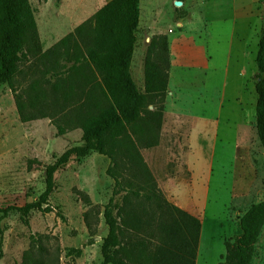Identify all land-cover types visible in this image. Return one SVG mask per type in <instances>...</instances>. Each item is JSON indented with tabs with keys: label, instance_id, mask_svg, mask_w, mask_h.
Segmentation results:
<instances>
[{
	"label": "rangeland",
	"instance_id": "1",
	"mask_svg": "<svg viewBox=\"0 0 264 264\" xmlns=\"http://www.w3.org/2000/svg\"><path fill=\"white\" fill-rule=\"evenodd\" d=\"M28 1L41 51L68 37V52L56 61L59 65L66 62L65 68L74 64L75 70L53 76L47 70V61L53 60H40L33 52L27 55L12 82L23 115L34 117L28 122L19 120L8 86H0L1 209L35 202L45 187V167L66 149L82 144L77 113L89 110L81 105L85 99L90 103L93 95L89 83L99 81L89 73L86 44L95 12L110 0ZM176 1L139 0L129 72L143 93L147 47L154 36L166 38L169 70L156 145L162 134L181 139L191 123L187 133L191 150L185 159L191 175L177 194L193 200L201 214L194 264H223L224 242L240 233L239 217L250 205L264 200V153L254 124L255 55L264 23V0H181L175 6ZM61 81L64 84L53 92L51 85ZM159 106L156 98L148 99L141 115L147 117ZM174 114L184 122L171 120ZM240 122L244 125L243 144L236 128ZM153 125L144 121L146 135L139 140L128 131L127 138L114 141L119 166L123 160L112 171L120 183L112 203L114 215L118 209L145 210L144 220L156 215L154 203L149 205L131 194L143 187L144 179L138 166L123 158L130 142L165 200L164 193L173 189L167 178L180 175L172 156L161 160L160 154H143L142 145L154 135ZM167 146L176 152L174 142ZM108 167V157L96 152L74 158L53 175L54 187L48 197L51 212L32 211L23 216L11 210L5 217L0 214V264H100L101 244L107 234L103 210L114 189ZM146 233L135 235L121 226L120 244ZM250 264H264V225Z\"/></svg>",
	"mask_w": 264,
	"mask_h": 264
},
{
	"label": "trees",
	"instance_id": "2",
	"mask_svg": "<svg viewBox=\"0 0 264 264\" xmlns=\"http://www.w3.org/2000/svg\"><path fill=\"white\" fill-rule=\"evenodd\" d=\"M139 14V0H110L95 12L94 26L86 44L85 60L90 75L92 78L99 77V81L92 80L89 83L93 95L90 103H86L85 99L81 105L89 110H78L77 113L82 144L66 149L52 164L45 167V187L35 202L22 207L0 208V214L5 217L11 210H18L23 216L32 211L51 212L48 197L54 187V173L72 159L96 152L108 157L111 167H108L106 172L114 180L112 195L103 210L107 234L101 244L100 264H194L201 229L200 221L162 197L131 142L123 158L130 164L137 165L141 178L144 179L140 184L143 187H139L141 194L139 191H132L131 194L136 199L142 197L149 205L154 203L156 215L151 220V215L144 220L145 210L136 213L118 209L115 215L113 214V198L117 192L116 187L120 184L112 172L119 166L114 141L127 138L128 131L133 136H139V140L146 135L144 121H150L154 123V135L142 147L156 146L162 119L161 105L167 88L169 59L164 36L152 37L147 47L143 93L137 90L130 75L134 33L139 23ZM67 40L68 37L62 38L54 47L42 52L29 1L0 0V86L6 84L13 94L21 122L34 120V117L23 115L19 96L13 86L12 81L18 72L19 64L33 52L40 60H53L47 61V70L52 72L53 76L61 72L70 74L75 70L74 64L65 68L66 62L59 65L56 61V58L67 54ZM72 54L76 52L73 51ZM255 67V131L264 153V23L258 36ZM58 82L51 85L53 92L64 84V81L59 84ZM154 98L160 106L154 112H148L147 117H143L141 112L146 101ZM122 164L123 160L120 166ZM124 213L128 214L129 218L125 219ZM238 225L240 233L232 241L224 242L223 264L251 263L254 245L264 225V200L250 205L239 217ZM121 226L128 228L135 235L144 231L147 233L143 238L136 240L128 237L121 245Z\"/></svg>",
	"mask_w": 264,
	"mask_h": 264
},
{
	"label": "crops",
	"instance_id": "3",
	"mask_svg": "<svg viewBox=\"0 0 264 264\" xmlns=\"http://www.w3.org/2000/svg\"><path fill=\"white\" fill-rule=\"evenodd\" d=\"M164 118H166V115H164ZM170 119L171 120L175 119L176 122H180L181 120H183L182 117H180L178 114H174L173 116H171ZM183 122H184V120H183ZM254 124H255V122H254ZM190 125H191V123L189 124V127H191ZM189 127L185 128V130H183L184 136H182L181 139L179 137L173 139L171 136H167L166 138H164L163 134H162L160 141L158 143L159 145L153 146L151 148H145L146 150H144L143 154H146V156H153L154 155L155 157H158L157 155L160 154L159 157L161 160L163 158H169L170 156H172V158L176 159L177 163L175 165V167H176L175 171L179 172L180 175L175 176L174 179L167 178L168 179L167 185H169V186L173 185V187H172L173 189L172 190L168 189L166 191V194L164 193V195H165L166 200L168 202H170L171 204H173L174 206H176L180 210L186 212L190 216H193L199 220V216L201 214H200V210H199L198 205L193 200H191V199L185 200L179 194H177L178 187L181 184L186 185V183L189 182L190 175H191V167H190L189 163H187L185 160L188 156V153L191 150L189 147V142H188V137H187ZM236 128H237L238 138L240 139L241 143L243 144V142H244V125L242 124V122H240ZM215 140H216V135L213 136V140H212L213 148H212V152L209 153V156H210L209 163H208V166L210 167L209 169L212 168V164H213L212 157L214 154ZM173 142L177 145L176 146V152L173 151L172 147L167 146L169 143H173Z\"/></svg>",
	"mask_w": 264,
	"mask_h": 264
},
{
	"label": "water",
	"instance_id": "4",
	"mask_svg": "<svg viewBox=\"0 0 264 264\" xmlns=\"http://www.w3.org/2000/svg\"><path fill=\"white\" fill-rule=\"evenodd\" d=\"M180 5H181V2H179V1L175 2V6H180Z\"/></svg>",
	"mask_w": 264,
	"mask_h": 264
}]
</instances>
